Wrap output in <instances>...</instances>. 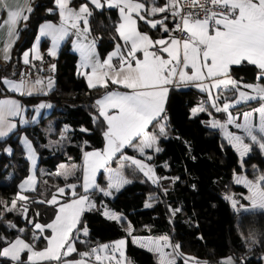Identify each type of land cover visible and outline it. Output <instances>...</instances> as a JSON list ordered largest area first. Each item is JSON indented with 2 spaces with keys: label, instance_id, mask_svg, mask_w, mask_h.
<instances>
[{
  "label": "trees",
  "instance_id": "1",
  "mask_svg": "<svg viewBox=\"0 0 264 264\" xmlns=\"http://www.w3.org/2000/svg\"><path fill=\"white\" fill-rule=\"evenodd\" d=\"M80 1L87 0H70V3ZM89 7L88 29L102 56L120 43L115 29L117 10L109 6L98 8L91 3ZM31 8L33 11L27 14L28 19L18 29L11 59L0 65V74L16 75L22 64L20 52L32 43L38 23L58 17L54 0H31ZM138 27L152 35L156 31L141 19H138ZM46 43L43 38L42 47ZM76 62L77 55L67 36L53 59V85L45 94L17 95L24 103L28 117L33 105L42 98L49 102L50 107L41 112L36 121L18 125L0 138V251L16 236L25 237L36 248L46 244L50 229L45 228L41 232L34 228V223L47 222L53 216L56 205L48 203L53 194L60 195L56 198L58 202L82 192V154L86 149L103 144L107 124L98 111L96 97L113 84L108 82L106 87H89L76 70ZM230 74L241 81H252L258 78L260 70L255 65L242 62L231 66ZM260 80L264 81V78ZM257 100H243L232 108H247ZM200 102L203 111L191 113V107ZM215 106L217 102L207 100L205 91L194 85L169 87L162 115L164 132L161 133L160 127L154 128L160 151H153L148 159L159 176L158 180L154 183L139 168L126 164L124 171L130 183L115 188L109 195L101 191L106 182L103 172H100L96 187L87 191L93 196L94 205L84 209L79 224L72 230L75 251L66 256L79 257L81 251L98 242L125 236V252L130 258L128 264H157L156 256L150 250L133 244L130 234L167 233L172 242L180 245L176 249L175 264H184L185 257L203 259L212 264L226 254L236 259V264H262L264 209H234L227 198L228 193L233 192L239 198L238 202L241 201L239 194L245 192L246 187L233 181L234 172L240 170L236 151L219 130L207 122L211 115L220 119L225 117V111H217ZM48 117L54 119L51 132L55 135L59 131L64 133L60 143L50 146L45 144L47 133L45 135L42 128ZM155 122L153 120L147 128L152 129ZM21 130L30 136L37 151V182L33 188L25 190L23 196L27 197L26 200L18 199L16 208L6 211L4 204H8L15 195L19 181L27 172L28 159L18 139ZM7 145L11 146L10 152L5 149ZM130 149L127 146L123 148ZM60 162H72L73 172L68 175L58 173L56 168ZM243 163L256 164L255 169L250 166L245 169L253 179L264 174V150L258 143H252ZM6 171L7 178L2 181ZM69 185L76 187L72 189ZM59 187L64 189L63 193H58ZM146 200L150 201L149 205L145 204ZM104 204L121 211L123 216L119 220L105 216L102 213ZM128 223L129 231L126 230ZM82 227L87 228L86 233L80 231ZM24 254L25 250L20 253V261H23ZM10 261V257L0 255V264H9ZM60 261L61 258L43 262L59 264Z\"/></svg>",
  "mask_w": 264,
  "mask_h": 264
},
{
  "label": "snow or ice",
  "instance_id": "2",
  "mask_svg": "<svg viewBox=\"0 0 264 264\" xmlns=\"http://www.w3.org/2000/svg\"><path fill=\"white\" fill-rule=\"evenodd\" d=\"M90 2L98 8L103 7L99 0H90ZM55 3L59 7L60 15L65 23L72 21V28H76L81 20L87 25V16L91 15L87 5H81L77 12L67 7L68 0H55ZM107 3L109 7L119 8L123 22L118 25L117 32L126 43L131 42L130 50L126 54L121 53L119 46H117V50L111 53L107 60L100 63L98 59L94 60L93 57L95 41L87 46L81 45L83 59L80 67L88 68L91 66V74L83 73L87 76L91 88L97 87V83L100 82H103V86L106 87L105 78L108 77L112 83L122 84L131 91L127 93L111 92L97 101V105L101 109L100 114L108 124V130L104 133L107 147L103 153L99 151L85 153V189L95 184L97 171L104 168L107 161L115 156L117 152H121L126 145L131 146L134 138H141V146L138 149L140 152H143L145 147H153L156 138L149 135L146 128L153 120L160 117L169 90L167 85L172 84L177 78L179 82L185 84L195 82L196 86L204 91H209L211 87L220 88L223 85L227 88L231 86L233 90L239 93L237 103L240 100L256 98L264 100V85H243L245 89H252L256 93L255 96H252L246 91H241L240 83L230 76L231 66L247 62L255 65L260 70L258 79L264 78V0H184V6H181L180 0H168L164 6L151 7L150 14L155 16L157 13L171 12L174 19L179 17V22L175 24L173 29H168L165 26L164 31L180 33L183 35V39L177 35H170L167 40L157 39L155 41L147 34H141L137 30V19L133 18V13L149 12L144 3H137L134 0H107ZM0 7L7 8V5L0 4ZM7 10L8 19L0 24V27L8 26V37L11 39L16 35L18 22L28 19V16L24 13H31L33 9L27 7L26 9ZM138 19L145 20L152 28H156L157 24L163 26L167 17L161 20H148L145 16L138 15ZM88 31L89 29H84V33ZM40 32L41 35L52 36L53 46L49 50V54L55 56L57 42L68 34V29L63 25L57 27L56 25L46 24L41 27ZM11 46L12 44L9 43L4 49V59L6 61L11 59L9 55ZM150 48L156 50L149 51ZM138 51L143 53L142 59L137 58L136 53ZM164 54L167 55V58ZM115 56L120 57L119 67H113L111 64V60ZM35 58L42 59L38 48L36 49ZM23 60L25 64L29 63L28 51L23 53ZM51 67L53 70L55 69L54 64ZM105 67L111 70L110 77L107 71L98 73V69H104ZM188 70H191L190 74ZM94 79L97 83L93 82ZM206 80L211 81V83H204ZM2 82L13 91L32 95V91L27 90L29 86L23 80L15 82L4 79ZM36 83L39 84L41 81L38 80ZM49 87H51V82H49ZM45 107H50V105H39V108ZM228 107L229 105L225 104L224 110ZM109 108L118 111L113 115H109L107 111ZM198 110L203 111V108L193 109V114ZM220 110L217 109V111ZM22 111L23 109L17 101L0 100V137L6 136L9 131L16 127L10 123L8 117L18 116ZM257 111L260 114L259 132L264 133V107ZM244 121V124H236V127L243 128L247 136L253 142L258 143L260 149L264 150V136H260L258 139V136L254 134L250 113L244 115ZM233 122L234 119L230 116L228 123ZM213 126L225 127V125L217 123H214ZM160 131L161 133L164 132L163 125L160 126ZM233 141L236 142L237 151L240 152L241 157L251 151L250 145L244 144L242 137H233L229 134V143ZM25 142L28 143L26 138ZM156 151H160V149L156 148ZM29 153L32 154L30 143ZM122 159L131 161L141 169L148 168L147 165L142 164L140 160L133 157L123 156ZM151 171L152 169L148 168V172ZM109 179L113 181L110 188L119 189L123 184L130 183L118 171L110 174ZM153 182H156L155 179ZM236 182L244 183L248 187L249 196L247 198L252 202L253 209H264V175L259 176L256 182L250 181L246 177L237 176ZM25 183H29V181ZM20 187L23 189L24 185ZM69 187L75 189L76 186L69 185ZM58 191L63 193L64 189L60 188ZM101 191H104V189H101ZM106 194L110 195L111 193ZM18 199L26 200L27 197L19 196ZM87 199L86 196H82L78 200L74 199L71 203L61 205L54 221L46 226L39 223L34 225L41 232L45 228L52 230L51 237L46 238L48 245L43 250L34 251L32 245L17 239L10 247L0 251V255L11 257L13 260L20 262V253L28 250L31 253L28 258L31 264H35L36 261H59L61 249L68 241L69 234L79 224ZM48 203H57L55 195ZM233 206H236V201H233ZM89 207H91L90 204ZM4 208L6 211H12L16 208V200L12 201L11 207L4 205ZM105 214L113 220L121 218L115 213ZM83 230L85 233L87 232L86 227ZM252 242H256L254 238ZM124 244V240L115 242V245L112 246L113 251H120ZM101 247L108 249L110 246L102 245ZM173 247L179 249L180 245L176 244ZM149 250L153 249L150 248ZM155 250L161 251L158 245ZM73 251H75L74 246L69 244L64 255H68ZM96 252L97 249H93L92 253L85 252L80 255L88 257ZM121 255H123L122 252ZM101 259L100 255H96L97 261ZM107 259L111 260L113 257H107ZM187 259L185 264H187ZM20 264H23V262H20ZM72 264H85V261L81 259L72 262ZM115 264H121V261L117 259ZM161 264H175V260L167 258V255L162 253ZM196 264H206V262L196 261ZM226 264H231L230 258Z\"/></svg>",
  "mask_w": 264,
  "mask_h": 264
},
{
  "label": "crops",
  "instance_id": "3",
  "mask_svg": "<svg viewBox=\"0 0 264 264\" xmlns=\"http://www.w3.org/2000/svg\"><path fill=\"white\" fill-rule=\"evenodd\" d=\"M99 2L103 6H108L107 0H99ZM134 2L144 3L143 0H134ZM167 2H168V0H149L148 4L144 3L146 8L149 9V12L141 11L139 14L133 13V18L137 19V30L141 34H147L153 41H155L157 39H166L167 40L170 35H173V33L164 31V27L165 26L168 29H171V25H169V23L171 24V22H169V20L165 19L163 26L160 25V24H157L155 34L152 35V34L148 33L147 31L139 29V27H138V15L145 16V18L148 19V20H161V19H164V17H169L170 16L169 13H171V12L157 13L155 16L150 14L151 7H153V6H156V7L164 6ZM89 3H91L90 0L80 1V2H78L76 4H72V3H70V0H68L67 7L70 8V9H74V10H76L78 12L80 7H81V5H87L88 10L90 11ZM0 4H6L7 5V8L0 7V24H2L4 21H7V19H8V10L7 9H12V10H16L18 8L19 9H26L27 7H31V0H0ZM54 4L56 6V10H57V13H58L57 19L56 20L43 19L37 25L36 34H38L40 36V42H41V40L43 38L46 39V41H47V43H46V45L44 47H42V44H41V49L43 50L42 53L43 54H48L49 56H51L48 53V49H52L53 45L52 46L50 45V41H52V36H50V35H41V32H40L41 27L43 25H46V24L56 25L57 27H60V26L63 25L64 27H66L68 29V34L65 35L63 37V39H60L57 42V47H56L55 51L57 53V50H58L59 46L61 45L63 40L68 36L69 40H70V43H71V47L75 51V53L77 55L76 70L79 73L82 74L85 82L87 83V85H89L88 84V80H87V76H85L83 73L87 72V73L91 74L92 69H91V66H89L88 68H81L80 67V65L82 63V59H83L82 52H81V45H84V46L90 45V44H92L93 41H95V39H94L93 35L89 31L87 33H84V29L85 28L88 29V23H87V25H85L83 23V20H81L78 23V26L76 28H72L71 27L72 21H68L67 23H65V21L62 19L61 15H60V10H59V7L56 5L55 0H54ZM116 10H117L118 19L116 21L115 29H116V32H117L118 25L120 23H122L123 21H122V17H121L119 8L116 7ZM24 14L27 15L28 13L25 12ZM23 21L24 20H20L18 22V24L16 25V35L14 37H12L11 39H9V37H8V26L4 25L3 27H0V65H4L7 62L4 59V55H5L4 49H5L6 45L9 44V43L12 44V46L10 48V52H9V55L11 56L12 47H13L14 42L16 41V39L18 37V29L23 24ZM87 21H88V16H87ZM143 21H145V20H143ZM148 25L150 26V24H148ZM117 34H118V32H117ZM118 36H119V34H118ZM119 38H120V43L115 44L111 49H109L102 56L99 54V52H98V50L96 48V45L94 43V46H93L94 47V53H93L94 60L98 59L100 61V63H103L105 60H107L108 56L111 53H113L114 51L117 50V46H119L121 53H125L126 54L130 50L131 42H127L126 43L120 36H119ZM31 44L28 47H25L20 52V61L22 62L20 67L22 65H26L29 68L34 69L36 71V73L33 76L31 75L29 77L21 78V77H19V75H17V73H16V75H10V74H5V73L0 74V89H6L7 91H9V92L4 93V92H1V90H0V100H15V101L18 102V104L23 109V111L21 112L20 115H18V116H9L8 117V120L10 121V123L14 124L16 127L18 125H21V124H25V123H28V122L36 121L38 119L40 113L43 112V111H46V108H49V107L39 108L40 104L49 105V102H47L45 99L42 98V99L38 100L33 105V109H32V111L30 113V116L28 117L25 114V105H24V103H22V101L19 98V96H17V95H27V94H22L21 92L13 91V90H11V88L8 85H5L2 82L4 79L10 80V81H15V82H19V81L23 80L29 86L27 90H31L32 94H45V92L50 88L49 87V79L48 78L53 77V76L44 75V73H43V71H42V69L40 67V60H42V59H36L35 58L36 54L32 51ZM154 50H156V49L155 48H150L149 49V51H154ZM25 51L29 52V63H27V64H25L24 60H23V53ZM41 54H40V56L42 57L43 54L42 55ZM136 56H137V58L142 59L143 58V53L141 51H138L136 53ZM164 56H165V58H167L166 54H164ZM51 57L54 59V56H51ZM111 64L113 65V67H119L120 57L119 56L113 57L112 60H111ZM20 67H19V69H20ZM18 70H17V72H18ZM104 71L109 72V77L111 76V74H112L111 70L107 69L106 67L104 69H98V73H101V72H104ZM188 71H189V74H190L191 70H188ZM230 76H231L232 79H234V80L238 81L239 83H241V85H243L242 82H247V81L238 80V79L234 78L231 74H230ZM38 80L41 81V83L37 84L36 81H38ZM105 80H106V83H108V82L112 83L111 79L108 78V77H106ZM93 82L97 83L95 79H94ZM204 83L210 84L211 81L206 80V81H204ZM112 84H113V86H111L105 92H103L101 95L96 97V104H97L98 100L103 99L108 93H111V92L127 93V92L131 91L130 89L126 88L122 84H114V83H112ZM51 85H53V84H51ZM97 85H103V82L97 83ZM185 85H194V86H196V83L195 82H189L187 84L181 83V82L178 81V78H177V79L174 80V82L172 84L167 85V87L169 89V87H171V86H185ZM222 89H225V87L223 85L219 88V91H221ZM231 89H232V87H231ZM27 90H25V91H27ZM230 96L232 97V95H230V93L228 91H226L225 95H221L220 94V96L217 98V100H219V99L225 100V99H228ZM260 104H261V101H256L253 104L252 107L249 106L248 108H256V107L259 108ZM164 106H165V100H164V105H163V111L161 112L160 117H158L156 119V122H155L154 126L152 127V129L146 128L147 133L149 135L155 136V138H156V135L154 133V128L158 127V121H162V115H163L164 109H165ZM97 108H98V111L100 113L101 112L100 106L97 105ZM37 109H39V110L37 111ZM230 109H231V111L232 110L233 111H237V110H244L246 108H242L241 107V108L235 109V108H232V106H231ZM107 111H108L109 115H113L118 110L109 108V109H107ZM232 114H233V117L237 120L238 124H243L244 123V121H241L239 119L241 113L232 112ZM226 116L227 115L225 114V117ZM259 116H260V114H259ZM209 120H210V118H208L207 122ZM106 124H107V121H106ZM15 128H13V129H15ZM230 128L231 129H240L241 130V128H237L235 125H232V124H230ZM107 130H108V124L106 125V129H105L104 133ZM11 131H9L7 133V135ZM262 135H264V133H262ZM3 137H5V136H3ZM3 137H0V138H3ZM225 137L229 141V136L227 135ZM105 143H106V137L104 136L103 144H102L101 147H93V148L86 149L83 152V154H82V174H81V181H80L82 192L77 194V195H75V196H85L86 195V197L91 198V203L93 201V204H91L90 203V199H89V204L90 205H94V198H93V196L91 194H88L87 191L92 190V189H94L96 187L97 182H98L97 178H98V175L100 174V172H103L102 176H103V179H104V181L106 182V185H107L109 182L113 183V181H111L109 179V176H110V174H112L115 171H118L122 175L123 178L129 180L128 176L126 175V173L124 171V165H126V164L129 165V166L132 165V166H134L136 168H139L138 166H136L135 164H133L131 161H128V160H124L125 164L123 162H122L123 164L120 163V160H119V159H121L120 152H117L115 154V156H113L110 160L107 161L106 166L104 168H101V169H99L97 171V173L95 175V184L90 186V187H88L87 189H85V187H84V183H85V181H84L85 153L96 152V151H99V152L103 153L104 152V144ZM126 146L131 148L129 150V153H131L133 155H136L138 157L146 158L148 160L149 157H151L152 152L156 150L157 143H156V140H155V143H154L153 147H151V148L145 147L144 151L140 152L138 149L141 146V138L137 137V138L133 139V142H132L131 146H128V145H126ZM141 155H143V156H141ZM121 164L123 166L122 169H121ZM73 167H74V165H73ZM158 178H159V176H158ZM158 178H157V180H158ZM89 204L88 205L85 204L84 205V209L89 207ZM239 207L236 208V209H239ZM14 238H16V237H14ZM30 254L31 253L28 250H26V254L23 257V261H20V262H23V264H31V262L28 259ZM20 262H17V261H15V260H13L11 258V261H10L9 264H20ZM35 264H45V263L43 261H36Z\"/></svg>",
  "mask_w": 264,
  "mask_h": 264
},
{
  "label": "rangeland",
  "instance_id": "4",
  "mask_svg": "<svg viewBox=\"0 0 264 264\" xmlns=\"http://www.w3.org/2000/svg\"><path fill=\"white\" fill-rule=\"evenodd\" d=\"M50 45L51 46L53 45V39H52V41H50ZM31 47H32V51L35 54H36V49L37 48H38V51H39V55L43 52V50L41 49L40 36L38 34H36L35 37L33 38ZM49 50L50 49H48V53H49ZM42 57H43V55H42ZM48 79H49V82H51V84H53L52 83L53 82V77H50ZM242 84L243 85H247V84H252V85L260 84V85H264V81L256 78V79H254L252 81L242 82ZM243 85H241V83H240V86H241L240 87V90L241 91H246V92L249 93V95H252V96H255L256 95V93L252 89H245L243 87ZM199 89H201V88H199ZM226 91H228L230 93V95H232V97L230 96L228 99H225V100H222V101L217 100V98L220 96V94L221 95H225ZM205 92H206V99L207 100H209L210 102H214V101L217 102V106H215L216 109L220 108V109H223L224 110V105L225 104H228L229 105V107L225 110L227 116L224 119H220V118H217V117L211 115L210 116V120L208 121V124L211 125L212 127H214L213 126L214 123L225 125V127H219V126L214 127V128H217L219 130L220 134L222 135V137L224 139L228 140L225 136H227V135L229 136V134H231L233 137H235V136L242 137L243 138V143L244 144H249L250 145V148H251V145L253 143V141L251 140V138L249 136H247V134H246V132H245V130L243 128H241V130L240 129H231L230 128V124L235 125V126H236V124H238L237 123V120L233 117L232 112L241 113L240 114V117H239V119L241 121H244V115L246 113H250L251 114V123L254 126V134H256L258 136V139H259L260 136H264V135H262V133L259 132L260 116H259V112L257 111L261 107H264V100H262L260 98H256V99H258L257 101H261V104H260L259 108L258 107H256V108H248L249 106L252 107L253 104L255 103L254 101H252L250 103H253V102L254 103L252 105H248V107H247L248 109L246 108L244 110H237V111H233L232 110L231 111V109H230L231 106L234 105V104H236L237 103V100H239V93L237 91L231 89V87L229 86V87H227L225 89H222L221 91H219V88L211 87L209 91H205ZM240 101H243V100H240ZM201 107H202V102L197 103V104H195V105H193L191 107L190 112L193 113V109H200ZM213 108H214V106H213ZM47 110H48V108H46V111ZM230 116L234 119V122L233 123H228V120H229V117ZM161 125H163V120L162 121H158V127H160ZM53 126H54V119L53 118L51 119L49 117L46 118L45 119V123H44V125H43L42 128L44 130L45 135L47 133V141H46L45 144L48 145V146H50L51 144L60 143L61 140H62V137H64V133L62 131H59L57 133V135L53 134L51 132L52 129H53ZM25 138L27 139L28 143L25 142ZM18 139H19L20 144H21V146L23 148L25 157L28 159V166H27V172H26V174L22 177V179L18 183V189L16 190L15 195L12 197V199L9 201L8 204H4V205H7L8 207H11L12 201L14 199L16 200V203H17L18 197L19 196H23L24 193H25V190H27V189L29 190V189L33 188L36 185V182H37V176H36V169H37V166H38V163H37V159H38L37 151H36V149L33 146V143H32V140H31L30 136L27 135L23 130L19 131ZM29 143L31 145L32 154L29 153ZM230 144L232 145V147L234 148V150L236 151V153H237V155L239 157V165H240V170L234 172L233 181L235 183H237L236 182V178H237V176H240V177H246L248 180L256 182L258 180V178L253 179L252 177H250L245 172V169L247 167H249V166H250L251 169H255L256 164L255 163H252V164H249V165L244 164L243 163V158L245 156H247V155H245L244 157H241L240 156V152L237 151V147H236V142L235 141H233ZM106 147H107V140H106V143L104 144V150H105ZM5 149L7 151L9 149L11 150V146L10 145H7ZM123 156H129V157H133V158H135L137 160H140L142 162V164L147 165L148 168H151L152 169V171L151 172H148V168L141 169L138 166L140 168V170L150 180H152V181L154 179H155V181L157 180L158 175L154 171L153 164H152L151 161H148L146 158H142V157H138L136 155H133V154L129 153V151L122 149L121 152H120V157H121V159H119L120 160V163H122V162L124 163L125 162L122 159ZM33 159L35 161L34 163H33ZM122 164H121V169L123 167ZM72 167H73V163L72 162H70V163L60 162L58 164L57 168H56V171L58 173H60L61 175H68L71 172H73V169L74 168H72ZM7 172L8 171H6V175H4L2 177V179H1L2 181H5L6 180V178H7ZM262 175H264V174H262ZM259 176H261V175H259ZM26 181H29V183H25ZM110 184H112V183L109 182L107 185L105 184V186H104V193H108V192L112 193V191L115 189L114 187L110 188ZM239 184L244 185L246 187V191L245 192H241V194H239L240 197H241V201H239V202H238V199L239 198L237 196H235L233 194V192L228 193L227 198H228L231 206L234 209H236V208H238L240 206L239 207L240 210L246 209V208H252V202L247 198L249 196V189H248V187L244 183H239ZM21 185H24L23 189H21V187H20ZM60 188L61 187H59L58 189H60ZM58 193H60V192L58 191ZM55 195H56L55 196L56 198L58 196H60L57 193H55ZM53 196H54V194L49 198L50 201L52 200ZM80 197H82V196H72V197H69V198H67L65 200L58 201L55 204L56 205V209H57V210H55L56 213L54 212L55 215L53 214V216L47 222L42 223V222H38L37 221V222L34 223V225L36 223H39L41 225H45L46 226V225L52 223L54 221L56 215L58 214L59 207L61 205H64V204H67V203H71L72 200H74V199H77L78 200ZM87 198L88 199H87V201L85 203L86 205L89 204V199H90V203H91V198H89V197H87ZM151 198H152L151 195H149L148 199L150 201H151ZM149 200H146L145 201V204L146 205H149V203H150ZM233 201H236V206L235 207L233 206ZM91 204H93V201H92ZM102 213L105 216H108L105 213H109V214L115 213L119 217H122L123 216V213L121 211L114 210L113 208L109 207L106 204H104L102 206ZM84 228L85 227L80 228V231L81 232H84V230H83ZM130 229H131L130 228V224L128 223L126 225V230L129 231ZM36 234L39 235L40 232H37ZM51 235H52V230L50 229V232H49V235L47 236V238H50ZM165 238H167V240H165ZM17 239L23 240L27 244L30 243L27 239H25V237L16 236V238H14L13 240H10L6 244H4L2 246L1 251L4 248H6V247H10V245L12 243H14ZM130 239H131L132 243L135 244V245H137V246H140V247L145 248V249H148V250L150 248H152L153 250H151V252H153L154 255L156 256L157 264H161L162 253L163 254H166L167 255V258L174 259L175 262L177 260L176 249L173 247L177 243L172 242L170 240V238H169V235L167 233H162V234H159V235H150V234L147 235V234H139V233H133L132 234L131 233L130 234ZM119 240H124L125 243H126L125 236H120V237H117L115 239H112L111 241L98 242L96 245L92 246L90 249L83 250V251L80 252V254L81 253H85V252L92 253V250L93 249H97V252L96 253L91 254L88 257H82L81 255H79V257L78 256L77 257H68V256L64 255V252L67 251V248H68L69 244H71L72 246H74V241H73V238L71 237V233H70L69 234L68 241L65 243L64 247L61 249V261L59 262V264H72V262L79 261L81 259H83L85 261V264H115V261L117 259L121 261V264H128V262L130 261V258L126 254V252H125V244L122 246V248L120 249V251H113L112 246L115 245V242H117ZM47 245H48V240H46V244L43 247H41V248H36V247L33 246V250L34 251H41L45 247H47ZM102 245H109L110 247L108 249H104V248L101 247ZM157 245L161 249L160 252H158V251L155 250V247ZM121 252L123 253V255H121ZM25 254H26V250H25ZM25 254H24V256H25ZM96 255H100L102 257V259L100 261H97L96 260ZM107 257H113V259L109 260V259H107ZM187 258H191V257H185L184 258V264H185V261H186ZM196 261L206 262L203 259H187V264H196ZM212 264H222V263H220V262H213ZM262 264H264V253L262 254Z\"/></svg>",
  "mask_w": 264,
  "mask_h": 264
},
{
  "label": "built area",
  "instance_id": "5",
  "mask_svg": "<svg viewBox=\"0 0 264 264\" xmlns=\"http://www.w3.org/2000/svg\"><path fill=\"white\" fill-rule=\"evenodd\" d=\"M181 6H184V0H180ZM203 15V14H201ZM179 22V17H176L172 22H171V29L174 28L175 24ZM173 35L179 36L181 39H183V35L180 33H173ZM53 63V58L49 56L48 54H43L42 60L40 62V67L44 73V75H53L54 70L52 69L51 65ZM36 73V71L32 68H29L26 65H22L20 69L17 72V75L19 77L24 78V77H29L33 76Z\"/></svg>",
  "mask_w": 264,
  "mask_h": 264
},
{
  "label": "water",
  "instance_id": "6",
  "mask_svg": "<svg viewBox=\"0 0 264 264\" xmlns=\"http://www.w3.org/2000/svg\"><path fill=\"white\" fill-rule=\"evenodd\" d=\"M168 20H169V22H172L174 20L172 15L170 16V18ZM229 258L231 259V264H236V259H234L230 254H226V255H222V256L218 257L217 261L222 263V264H226V262L228 261Z\"/></svg>",
  "mask_w": 264,
  "mask_h": 264
}]
</instances>
